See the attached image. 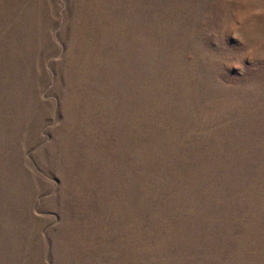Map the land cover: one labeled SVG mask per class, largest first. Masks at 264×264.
<instances>
[{"label": "rangeland", "instance_id": "374dc122", "mask_svg": "<svg viewBox=\"0 0 264 264\" xmlns=\"http://www.w3.org/2000/svg\"><path fill=\"white\" fill-rule=\"evenodd\" d=\"M0 264H264V0H0Z\"/></svg>", "mask_w": 264, "mask_h": 264}]
</instances>
